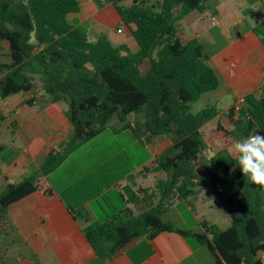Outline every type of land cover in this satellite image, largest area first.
Returning <instances> with one entry per match:
<instances>
[{
  "label": "trees",
  "instance_id": "1",
  "mask_svg": "<svg viewBox=\"0 0 264 264\" xmlns=\"http://www.w3.org/2000/svg\"><path fill=\"white\" fill-rule=\"evenodd\" d=\"M131 29L138 50L114 45L106 35L90 38L75 27L68 14L81 10L80 0H0V42L9 44L10 62L0 64V98L32 93L36 77L51 113L65 112L71 132L45 156L40 169L0 192V220L9 207L39 189L45 176L46 195L56 194L75 220L88 222L83 207L132 172L130 158L118 144L98 140L113 116L119 130H130L142 142L149 136L170 137L155 159L154 169L166 179L152 192L125 188L131 209H114L103 221L83 232L96 257L88 264H105L124 250L133 264L154 252L152 241L161 233L194 238L205 246L214 264H264V199L260 187L243 177L226 150L201 157L207 148L201 128L217 111L197 113L191 104L219 87L210 66V53L198 38L182 42L178 22L194 10L215 7L216 0H104ZM264 45V22L253 28ZM245 103L227 110L233 128L216 129L217 139L240 140L264 133V85L247 94ZM25 103L36 104L34 97ZM141 114L142 120L130 117ZM146 169V168H145ZM210 186L231 219L222 229L201 222L202 233L181 230L161 221L175 199L188 202Z\"/></svg>",
  "mask_w": 264,
  "mask_h": 264
},
{
  "label": "crops",
  "instance_id": "2",
  "mask_svg": "<svg viewBox=\"0 0 264 264\" xmlns=\"http://www.w3.org/2000/svg\"><path fill=\"white\" fill-rule=\"evenodd\" d=\"M80 1L81 10L68 14V21L75 27L86 28L90 38L104 34L110 40L111 37L106 34L109 30L106 18H110L108 11L111 4L104 0ZM257 4V0H216L214 8L203 12L194 10L177 24V35L182 42L200 39L210 53L209 64L219 78V87L203 94L200 99L212 103L209 107L217 111L201 131L205 139L211 134L214 140L222 142L221 150L228 151L229 145L235 141L216 137L219 125L227 130L233 128L226 115L227 110L237 100L260 90L264 85V45L253 31L254 27L264 22V10L256 13L253 8ZM111 33L112 38L121 34L118 30ZM0 44L4 45V51H9L8 42L2 41ZM28 95L20 93L0 98V192L7 184L18 183L37 172L46 154L51 149H57L71 132V124L65 114L68 107L63 108L60 102V111L51 113L46 109L45 101L42 102V97H37L35 105H27L25 101ZM139 171L141 169L131 172L103 192V197L117 191L125 203V209L137 213L127 201L125 188L138 193L136 186L139 188L148 178L138 177ZM38 183L37 191L13 203L0 220V264H88L96 254L85 237L83 227L90 222L100 221L91 207L97 198L82 209L88 222L77 221L56 194L44 193L49 187L45 176H40ZM260 193L264 199V189L260 188ZM210 195L217 200L210 201ZM189 199H194V207L189 206L185 210L189 212L193 209L196 221L206 218L207 213L216 212L215 219L206 222L222 229L231 226L230 217L221 208L210 186L199 189ZM181 203L175 199L169 208H177ZM196 205L200 206L199 215L195 210ZM174 226L192 232L183 224ZM261 237L264 240V230ZM152 246L153 254L141 264H214L209 250L192 237L164 232L152 241ZM105 264L133 262L122 250L106 260Z\"/></svg>",
  "mask_w": 264,
  "mask_h": 264
},
{
  "label": "rangeland",
  "instance_id": "3",
  "mask_svg": "<svg viewBox=\"0 0 264 264\" xmlns=\"http://www.w3.org/2000/svg\"><path fill=\"white\" fill-rule=\"evenodd\" d=\"M259 4H257L256 7L253 9L256 13L264 10V0H257ZM252 10H249L248 12H251ZM111 15L110 18H106L107 20V35L109 36L110 40L115 44L124 43L129 46V48L136 52L138 50V45L136 41L134 40L131 29L126 27L119 16L117 15L116 11L110 7L108 11ZM107 15V13L105 14ZM69 20V18H68ZM73 23L76 22L72 19ZM118 30L121 34L118 35L116 38H112L111 31ZM222 43V42H221ZM5 47L3 44H0V62L5 63L7 61H10V58L8 56V51H4ZM36 88L32 93H29L28 98L34 97L37 99V97H42L43 101L46 102L47 99L45 97L47 96L42 88V81L39 79V77H36L35 80ZM41 93V94H40ZM210 105H213L212 103H207L205 99H199L196 102L191 104V111L193 113H197L201 111L204 108L209 107ZM63 108L68 107V103L66 101H62ZM223 108L222 106H220ZM131 121L136 120H142V115L137 114L130 117ZM120 126L119 121L117 120L116 116H113L111 120L108 122V124L105 127V130L101 136H99L97 139H103V141L107 143H115L120 145L127 153V155L130 158L131 163V169L132 172L139 171L140 176H147V180L142 182L139 185V188L136 186L138 190H147L148 192H152L156 188V184L166 179V174L164 172H158L154 169L155 167V159L156 157L163 152L168 144V141L170 140V137L167 135L163 136H149L143 140L142 142H139L136 140L130 130H124V131H118L115 133V130L118 129ZM214 137L210 134L206 136V142H207V148L204 152H202L201 157L202 158H209L212 155L216 154L221 150L223 145L222 142H217L213 139ZM154 152V153H153ZM155 154V156H154ZM146 168V169H145ZM133 184L135 185L134 180ZM191 198V197H190ZM207 198V197H206ZM208 199L210 201L217 200L213 196H208ZM194 199H189L188 203L186 201H182L181 205L177 208L171 207L169 208L165 213L161 216V221L164 223L171 222L173 225H181L183 224L184 227H189L192 230V233L199 234L202 233L203 229L201 227V222L206 220L215 219V215H217L216 212H210L205 215L206 218H201L200 222L196 221L195 213L193 212V209L189 210L187 212L185 209L189 208V206H193ZM91 207L93 211L95 212L96 216L100 221H103L107 215L111 214L114 209L116 210H122L125 209V203L122 201V199L119 196V193L117 191H112L108 196H100L96 200L93 201L91 204ZM196 212H198L200 206H195ZM200 217L201 214H200ZM208 222V221H207Z\"/></svg>",
  "mask_w": 264,
  "mask_h": 264
},
{
  "label": "clouds",
  "instance_id": "4",
  "mask_svg": "<svg viewBox=\"0 0 264 264\" xmlns=\"http://www.w3.org/2000/svg\"><path fill=\"white\" fill-rule=\"evenodd\" d=\"M244 178L264 189V136L252 134L228 147Z\"/></svg>",
  "mask_w": 264,
  "mask_h": 264
},
{
  "label": "built area",
  "instance_id": "5",
  "mask_svg": "<svg viewBox=\"0 0 264 264\" xmlns=\"http://www.w3.org/2000/svg\"><path fill=\"white\" fill-rule=\"evenodd\" d=\"M245 103L244 101V97L240 98L239 100H237L234 105L238 108L240 106H242ZM259 135L264 136V133H259Z\"/></svg>",
  "mask_w": 264,
  "mask_h": 264
}]
</instances>
